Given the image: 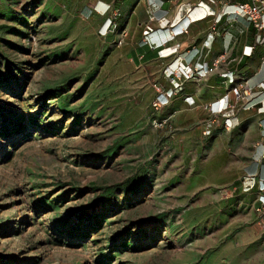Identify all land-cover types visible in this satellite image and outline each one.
Here are the masks:
<instances>
[{"label": "rangeland", "instance_id": "rangeland-1", "mask_svg": "<svg viewBox=\"0 0 264 264\" xmlns=\"http://www.w3.org/2000/svg\"><path fill=\"white\" fill-rule=\"evenodd\" d=\"M77 7L0 0V264H264V194L166 143Z\"/></svg>", "mask_w": 264, "mask_h": 264}, {"label": "crops", "instance_id": "crops-1", "mask_svg": "<svg viewBox=\"0 0 264 264\" xmlns=\"http://www.w3.org/2000/svg\"><path fill=\"white\" fill-rule=\"evenodd\" d=\"M249 2L214 0L202 8L199 0H78L77 12L90 16L116 48L112 74L131 85L130 94L148 105L157 100L165 142L214 141L226 162L227 185L257 198L264 194V114L257 110H264V93L254 90L248 98L258 105L251 111L217 114L218 102L227 106L233 101L228 88L234 86L221 75L235 86L243 78L253 87L264 80V46L244 55L254 47L258 31L235 14L239 4ZM224 55L226 63L207 78L197 73L186 77L189 70H205Z\"/></svg>", "mask_w": 264, "mask_h": 264}, {"label": "built area", "instance_id": "built-area-1", "mask_svg": "<svg viewBox=\"0 0 264 264\" xmlns=\"http://www.w3.org/2000/svg\"><path fill=\"white\" fill-rule=\"evenodd\" d=\"M214 0H199L198 7L204 8L205 5L213 4ZM237 16H242L247 18V20L253 24V26L258 31V36L255 42L254 47L247 48V50L244 51V55L251 54L252 51H254L259 46H264V0H250L247 4H239L237 6V11L235 13ZM227 56L224 55L220 58H218L212 66L206 68L205 70H189L188 73H186L187 78L192 77V73H197L200 78H207V76L212 75L213 73L219 71V68L222 64L226 63ZM264 64V63H263ZM191 73V74H190ZM223 79H227L226 82L230 86L228 88V95H230L233 98V101L227 105L223 106V102H218L219 105L217 107V114L222 115L224 114V111H230V112H236L239 110H246L251 111L258 107L256 104H252L249 101V97L251 94H253L254 90L264 93V80H261L255 85L254 87L250 84V79L243 78L239 84L236 86L234 85V81L229 80L227 77V74L221 75ZM258 74H255L253 77H257ZM227 95V96H228ZM155 107L158 108V102L154 104ZM263 108L257 109L262 114H264ZM262 149L264 150V142L262 143ZM262 162H264V153L261 158ZM264 191V190H263ZM261 199H264L262 197ZM262 207L261 209H258L257 211L259 213L264 211V201L261 200Z\"/></svg>", "mask_w": 264, "mask_h": 264}, {"label": "bare ground", "instance_id": "bare-ground-1", "mask_svg": "<svg viewBox=\"0 0 264 264\" xmlns=\"http://www.w3.org/2000/svg\"><path fill=\"white\" fill-rule=\"evenodd\" d=\"M262 201H264V199H261Z\"/></svg>", "mask_w": 264, "mask_h": 264}]
</instances>
